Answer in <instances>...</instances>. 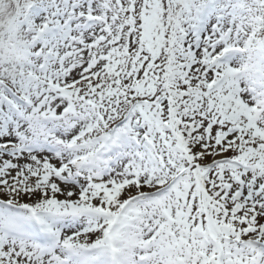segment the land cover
Listing matches in <instances>:
<instances>
[{"label":"snow or ice","instance_id":"snow-or-ice-1","mask_svg":"<svg viewBox=\"0 0 264 264\" xmlns=\"http://www.w3.org/2000/svg\"><path fill=\"white\" fill-rule=\"evenodd\" d=\"M0 264H264V0H0Z\"/></svg>","mask_w":264,"mask_h":264}]
</instances>
